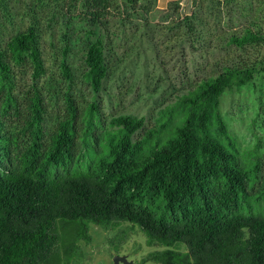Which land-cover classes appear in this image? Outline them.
<instances>
[{
  "label": "trees",
  "instance_id": "trees-1",
  "mask_svg": "<svg viewBox=\"0 0 264 264\" xmlns=\"http://www.w3.org/2000/svg\"><path fill=\"white\" fill-rule=\"evenodd\" d=\"M156 1L0 0V264H51L60 221H129L151 239L187 246L165 251L164 264H264L262 162L244 164L221 110L228 89L264 72V0H193L184 16L181 0L170 1L167 26L182 44L207 57L220 45L228 53L214 55L212 69L161 108L154 127L134 114L106 125L99 95L110 56L101 28L121 29ZM73 13L90 25L81 76L94 99L81 107L75 97L66 42L64 113L48 133L45 89L58 83L49 81L45 43ZM27 65L31 84L21 100ZM14 115L15 134L4 120Z\"/></svg>",
  "mask_w": 264,
  "mask_h": 264
},
{
  "label": "rangeland",
  "instance_id": "rangeland-1",
  "mask_svg": "<svg viewBox=\"0 0 264 264\" xmlns=\"http://www.w3.org/2000/svg\"><path fill=\"white\" fill-rule=\"evenodd\" d=\"M165 9L152 6L149 15L139 16L121 29L116 23L109 26V31L101 28L110 56L109 75L99 95L100 110L106 125L113 116L134 114L145 117V128L154 127L159 110L194 85L195 81L206 76L212 69L214 55L226 56L228 53L226 45H220L217 50L209 51L210 56L207 57L205 50H193L188 44H182L167 26L172 23V15H165ZM193 9V0H181V16L191 14ZM89 29L88 20L81 14H69L55 29L51 38L53 44L50 40L45 43V54L53 76L49 81L58 83H48L45 89L48 133L53 131L64 113L65 102L61 94L64 84L60 83L59 59L66 42L71 47L69 62L76 76L75 97L81 107L94 99L92 88L81 76L84 51L90 38ZM30 84L31 69L27 65L22 72L18 92L21 100H24V93ZM221 110L238 139L236 144L244 164L253 165L261 161L259 175L263 177L264 72L257 74L253 82L240 89H228L221 98ZM4 120L11 133L15 134L20 128L18 116ZM142 132L143 129L139 130L135 138ZM257 141H260L259 151L253 150L257 148ZM57 232L60 242L51 264H114L116 256H126L134 264H164L165 251H188L183 243L167 245L151 239L139 225L129 221L103 224L60 221Z\"/></svg>",
  "mask_w": 264,
  "mask_h": 264
},
{
  "label": "water",
  "instance_id": "water-1",
  "mask_svg": "<svg viewBox=\"0 0 264 264\" xmlns=\"http://www.w3.org/2000/svg\"><path fill=\"white\" fill-rule=\"evenodd\" d=\"M121 262L126 264H134L132 261H129L126 256H116L114 264H120Z\"/></svg>",
  "mask_w": 264,
  "mask_h": 264
},
{
  "label": "crops",
  "instance_id": "crops-1",
  "mask_svg": "<svg viewBox=\"0 0 264 264\" xmlns=\"http://www.w3.org/2000/svg\"><path fill=\"white\" fill-rule=\"evenodd\" d=\"M172 0H157L156 1V8L158 9H165L168 6V3Z\"/></svg>",
  "mask_w": 264,
  "mask_h": 264
}]
</instances>
